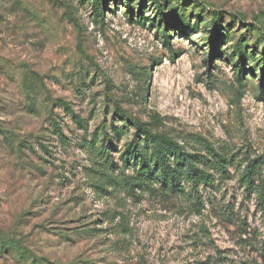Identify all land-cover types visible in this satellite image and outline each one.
<instances>
[{
	"label": "rangeland",
	"instance_id": "rangeland-1",
	"mask_svg": "<svg viewBox=\"0 0 264 264\" xmlns=\"http://www.w3.org/2000/svg\"><path fill=\"white\" fill-rule=\"evenodd\" d=\"M158 1L100 0L99 15L92 0H0V264H264L235 167L200 187L199 214L185 196L100 191L89 171L88 143L116 127L111 155L135 174L126 116L264 170V0Z\"/></svg>",
	"mask_w": 264,
	"mask_h": 264
},
{
	"label": "trees",
	"instance_id": "trees-1",
	"mask_svg": "<svg viewBox=\"0 0 264 264\" xmlns=\"http://www.w3.org/2000/svg\"><path fill=\"white\" fill-rule=\"evenodd\" d=\"M155 4L158 7L159 1L156 0ZM92 8L100 15V0H92ZM219 18L220 13L213 12L212 31L214 36L222 37L223 29L219 25ZM166 32L164 29L163 35L168 39ZM261 55L264 56V50ZM28 106L30 110L37 112L34 102ZM58 106L76 118L72 108L66 103L61 102ZM117 112L125 114L120 109ZM126 117L133 134L131 140L125 143L122 152L125 164L132 163L135 174L126 176L111 155L115 151L112 133H117V128L113 127L111 133L104 128L99 145L96 137L88 143L89 171L95 174L97 189L105 191L107 188L121 187L131 194L139 192L142 195L149 194L163 198L185 196L195 200L197 206L195 210L199 214L204 204L201 201L200 187L211 186L215 181L227 180L230 177L229 168L235 167L240 185L246 192L254 195L256 208L264 221V170L262 171L258 158L245 161L246 165L243 166L236 165L235 156L231 153L211 146L205 148V153L189 152L185 146L146 129L135 118ZM50 123L54 129H60L55 120L51 119ZM0 137L4 140H12V136H7L1 126ZM10 145L14 146L12 141ZM40 146L44 148V145ZM8 248L13 251L16 246Z\"/></svg>",
	"mask_w": 264,
	"mask_h": 264
}]
</instances>
